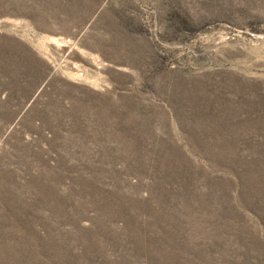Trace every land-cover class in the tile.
<instances>
[{"label": "rangeland", "instance_id": "obj_1", "mask_svg": "<svg viewBox=\"0 0 264 264\" xmlns=\"http://www.w3.org/2000/svg\"><path fill=\"white\" fill-rule=\"evenodd\" d=\"M0 264H264V0H0Z\"/></svg>", "mask_w": 264, "mask_h": 264}]
</instances>
